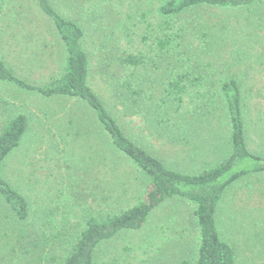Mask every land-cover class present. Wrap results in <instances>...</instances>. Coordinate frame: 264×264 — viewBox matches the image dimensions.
<instances>
[{
	"label": "rangeland",
	"instance_id": "1",
	"mask_svg": "<svg viewBox=\"0 0 264 264\" xmlns=\"http://www.w3.org/2000/svg\"><path fill=\"white\" fill-rule=\"evenodd\" d=\"M52 1L63 16L84 27L90 84L131 139L178 171L198 174L219 159L229 126L221 103L209 118L165 128L151 117L145 119V113L140 119L116 108L113 78L122 70L113 57L150 48L151 42L143 43L151 34L146 19L160 22L153 18L160 17L162 0ZM183 17L193 22L182 33L184 51L210 62L217 72L224 74L228 68L233 73L243 94L250 149L264 154V4L236 10L198 8ZM0 57L16 76L36 85L61 73L64 47L36 0H0ZM142 76L146 78L147 70ZM21 113L29 117L30 127L2 173L27 198L30 217L17 220L0 199V264H60L91 216L115 215L137 204L142 175L91 123L90 108L0 84V132ZM237 184L219 207V230L234 246L238 264H264V175ZM194 211L184 199L166 201L143 228L100 245L96 264H194L200 237Z\"/></svg>",
	"mask_w": 264,
	"mask_h": 264
},
{
	"label": "trees",
	"instance_id": "2",
	"mask_svg": "<svg viewBox=\"0 0 264 264\" xmlns=\"http://www.w3.org/2000/svg\"><path fill=\"white\" fill-rule=\"evenodd\" d=\"M36 2L64 47L62 71L48 83L36 85L16 76L0 57V84L45 100L74 101L90 108L91 123L102 129L113 150L142 175V196L137 204L115 215L91 216L60 264H96L100 245L124 231L143 228L159 206L177 198L195 206L200 237L194 264H238L234 246L223 239L219 230L218 211L226 191L236 182L246 176L264 175V155L252 153L248 148L239 81L228 68H223L224 74L217 72L210 62L196 60L184 51L182 33L193 22L182 18L198 8L249 9L264 4V0H162L157 9L160 17L153 18L160 22L146 19L147 32L151 34L143 43L151 42L150 48L137 54L124 50L116 59L113 57L122 70L118 78H113L116 108L121 106L126 116L144 119L145 113V119L151 117L165 128L186 120L209 118L217 112L220 103L224 105L230 126L227 128L229 154L221 163L194 175L168 168L125 133L113 110L90 84L91 61L85 49L82 24L63 16L52 0ZM145 70L148 78L142 76ZM29 125V117L21 113L10 119L0 132V199L19 221L29 219V202L2 172L7 160L20 148Z\"/></svg>",
	"mask_w": 264,
	"mask_h": 264
},
{
	"label": "crops",
	"instance_id": "3",
	"mask_svg": "<svg viewBox=\"0 0 264 264\" xmlns=\"http://www.w3.org/2000/svg\"><path fill=\"white\" fill-rule=\"evenodd\" d=\"M245 127H246V123H245ZM246 136H247V145H248V148H249V150L252 152V153H255V154H257L256 152H253L251 149H250V146H249V138H248V134H247V127H246ZM229 151H230V147H229V143H228V135L226 136V139H225V141H224V147H221V149H220V151H218V152H220L219 153V155H218V157L217 158H219L218 160H214L215 161V163H213L210 167H212V166H215V165H217V164H219V163H221L225 158H227V156H228V154H229ZM259 154V153H258ZM260 155H264V154H260ZM209 167V168H210ZM178 171V170H177ZM182 172H184V171H182ZM186 173H188V174H191V175H194V174H197V172L196 173H189V172H186ZM256 176H258V175H256ZM256 176H246L248 179H250V178H252V177H256ZM246 177H244L243 179H245ZM259 177H261L260 175H259ZM242 179V180H243ZM242 180H240V181H242ZM238 182H236L232 187H234L235 189H237V184ZM249 186V183H245L244 184V186ZM231 187V188H232ZM227 192V191H226ZM226 194V193H225ZM224 197H225V195H224ZM224 197H223V199H222V201L224 200ZM222 201H221V203H222ZM221 205V204H220ZM250 209V208H249ZM218 218V217H217ZM219 227V226H218Z\"/></svg>",
	"mask_w": 264,
	"mask_h": 264
}]
</instances>
